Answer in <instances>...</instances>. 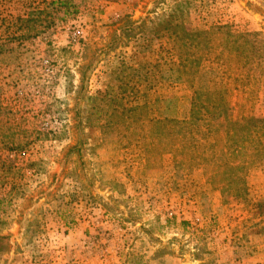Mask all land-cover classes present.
<instances>
[{"label": "rangeland", "instance_id": "rangeland-1", "mask_svg": "<svg viewBox=\"0 0 264 264\" xmlns=\"http://www.w3.org/2000/svg\"><path fill=\"white\" fill-rule=\"evenodd\" d=\"M215 25L264 33V0H0V264H264V158L234 199L164 134L195 91L264 119Z\"/></svg>", "mask_w": 264, "mask_h": 264}, {"label": "trees", "instance_id": "trees-1", "mask_svg": "<svg viewBox=\"0 0 264 264\" xmlns=\"http://www.w3.org/2000/svg\"><path fill=\"white\" fill-rule=\"evenodd\" d=\"M214 34L221 35L218 40H221L222 45L215 48L220 50L218 60L225 65L231 61L242 64L241 68L246 71L240 82L243 86L249 85L263 64L264 33H234L229 26L215 25L195 36L197 40L199 36L207 37L211 44ZM187 36L183 46L197 43L194 35ZM206 45L209 51L210 45ZM213 96L216 98H211ZM178 101L158 100L159 105L154 107L155 111L171 114ZM148 109L145 105H112L110 112L113 116L107 126L124 124L128 118H134L133 113L146 112ZM162 120L170 124L164 134L171 138L169 152L173 153L176 164L187 162L192 167L206 166L207 171L213 175L211 180L220 184L224 194H230L234 199L248 195L244 174L254 161L264 158V119L253 115L237 117L235 108L225 103L221 94L205 95L195 91L189 107L180 117L167 115ZM154 121L161 123L155 118ZM257 206L263 207L264 203H258Z\"/></svg>", "mask_w": 264, "mask_h": 264}]
</instances>
